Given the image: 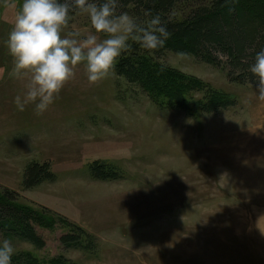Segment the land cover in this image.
<instances>
[{
	"label": "rangeland",
	"instance_id": "1",
	"mask_svg": "<svg viewBox=\"0 0 264 264\" xmlns=\"http://www.w3.org/2000/svg\"><path fill=\"white\" fill-rule=\"evenodd\" d=\"M21 4L0 0V195L14 191L22 206L86 230L97 249L66 250L61 230H45L44 250L11 240L15 254L40 264L58 257L72 264H264V101L256 84L167 52L155 59L159 65L236 105L203 114L205 94L196 92L189 112L158 107L113 70L89 84L81 64L46 112L37 115L32 104L20 112L14 99L24 82L9 75L5 41ZM188 12L182 6L174 16ZM71 30L105 38L86 14L71 18ZM96 160L125 179H93L88 166ZM31 162L50 163L57 180L24 189Z\"/></svg>",
	"mask_w": 264,
	"mask_h": 264
},
{
	"label": "trees",
	"instance_id": "2",
	"mask_svg": "<svg viewBox=\"0 0 264 264\" xmlns=\"http://www.w3.org/2000/svg\"><path fill=\"white\" fill-rule=\"evenodd\" d=\"M182 6L189 12L183 20H177L174 12ZM118 11L127 12L139 21L159 14L167 22L171 36L163 48L148 51L130 42L131 47L113 68L119 78L147 93L156 106L189 112L191 97L196 92L205 94L197 107L203 114H220L236 105L235 100L222 93V98L217 99L210 86L189 82L159 65L155 59L167 52L193 56L222 68L233 82L256 84L249 67L256 53L264 49V0H119ZM88 172L98 181L125 179L120 168L103 160L91 162ZM56 180L50 163L31 162L24 170L23 187L29 190ZM18 198L16 192L8 189L0 195V239L20 240L44 250L47 240L43 232L61 230L62 248L86 252L97 249L95 238L86 230L62 217L47 216L46 212L22 206ZM12 264L40 263L30 255L14 254ZM49 264L72 263L58 257Z\"/></svg>",
	"mask_w": 264,
	"mask_h": 264
},
{
	"label": "clouds",
	"instance_id": "3",
	"mask_svg": "<svg viewBox=\"0 0 264 264\" xmlns=\"http://www.w3.org/2000/svg\"><path fill=\"white\" fill-rule=\"evenodd\" d=\"M118 7L119 0H22L5 41L13 59L9 75L24 82L25 90L14 99L18 111L32 104L36 114L42 115L75 79L81 64L89 84L100 82L131 47L130 42L148 51L165 46L171 33L159 14L139 21ZM75 14H86L95 33L105 38L78 30L66 32ZM249 70L256 78L257 99L264 101V49L256 53ZM14 254L11 239H0V264H12Z\"/></svg>",
	"mask_w": 264,
	"mask_h": 264
}]
</instances>
